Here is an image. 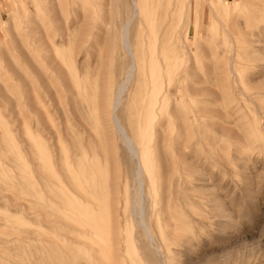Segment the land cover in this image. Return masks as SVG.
Returning <instances> with one entry per match:
<instances>
[{
  "label": "rangeland",
  "instance_id": "374dc122",
  "mask_svg": "<svg viewBox=\"0 0 264 264\" xmlns=\"http://www.w3.org/2000/svg\"><path fill=\"white\" fill-rule=\"evenodd\" d=\"M156 1L0 0V264H264V0ZM130 18L144 70L174 49L186 68L182 122L165 100L150 115L140 187L112 114L135 134L143 75L110 106Z\"/></svg>",
  "mask_w": 264,
  "mask_h": 264
},
{
  "label": "bare ground",
  "instance_id": "6f19581e",
  "mask_svg": "<svg viewBox=\"0 0 264 264\" xmlns=\"http://www.w3.org/2000/svg\"><path fill=\"white\" fill-rule=\"evenodd\" d=\"M50 1L52 2L53 0H50ZM133 3L135 5L134 14H138V13L140 14V12L144 13V11L149 10V7L151 9L154 6H157V4H160V1L140 0L138 2V0H133ZM131 21H132V18L127 20L121 32V38H122L121 43L125 49L126 54L130 58V63H129L128 68L126 69V79L122 81L120 85L117 87L115 93L113 94L110 106L113 107V111L116 108H118V106L120 105L122 101V95L126 89L127 81L132 76L136 75V73L138 74V77L139 75L140 76L143 75V81H145L146 86L141 91V98L139 100V104H141V108L139 112L137 113V115L134 116L136 122L132 128V133L134 132L135 134L128 135L124 131L123 126L118 122L114 114H112V122L116 129V132L120 133V135L122 136L123 142L125 144L127 151L129 152V155L131 157H134L137 160L135 180L138 182L137 185L140 187L139 180L142 175L143 169L147 164V161L144 160L145 155L142 153V149H143L142 147L147 145V144H144L145 139L148 136L153 138V135L155 132V126L152 127V124H153L152 122H151L152 124H150V120H149L150 115H152L155 112V110H157L158 108L157 106H159L160 102L162 100L163 101L165 100L167 101V104L171 106V109L169 110V114H168V119L170 120L171 117H175L176 119H178V124L182 122L181 118L184 112L183 84H184L186 68L180 65V63H178V59L180 58L181 54L178 49H174L173 47L174 50L173 51L168 50L167 54L166 52H162L160 54H157L154 52L150 54V56L148 57L149 69L147 71L144 70L147 60L143 59L142 64H141V62L139 61L137 57L136 50L132 48L131 42L129 41L128 28H129ZM172 58L174 59V64H171V62H169V59H172ZM154 66H158V68L154 70ZM173 75H175L174 79L172 78ZM197 91L198 90L195 91V94ZM201 110H202V107H200L199 105L198 112L200 113ZM148 125H150V132L148 133V135L147 134L144 135L143 133H141V131L144 129V127ZM82 197L90 199L89 190L85 189L82 192ZM91 200L92 201H84L85 203L84 205L86 208L93 206L94 203L98 201L97 198H93ZM138 204H139L138 215L140 216V223L142 224V227L144 231L147 233V235L150 236L148 232V226L142 219L143 205L141 201V196L139 198ZM94 228H95L94 226L89 225V227H87V230L85 229L82 232L81 231L76 232L75 235L78 238H82V239L87 238L88 234H91V235L94 234L95 232Z\"/></svg>",
  "mask_w": 264,
  "mask_h": 264
}]
</instances>
